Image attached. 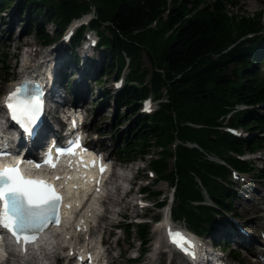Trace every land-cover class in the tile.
I'll return each instance as SVG.
<instances>
[{"label":"trees","instance_id":"1","mask_svg":"<svg viewBox=\"0 0 264 264\" xmlns=\"http://www.w3.org/2000/svg\"><path fill=\"white\" fill-rule=\"evenodd\" d=\"M12 1L0 0V11ZM18 3L19 11L26 13L24 25L34 28L43 44L55 40L43 27L44 22H52L60 36L73 18L88 12L90 4L95 6L96 18L90 20L89 27L98 35L97 48L110 53L96 82L101 83L104 76L117 78L129 67L124 86L113 99L117 108L130 109L135 129L131 140L127 138L118 152L120 156L132 151L144 154L149 151L151 140L159 146V156L151 158L150 167L173 188L174 219H184L198 235H208L215 228V217L231 212L233 206L236 192L230 168L264 176V169L257 170L251 161L240 158L246 152L264 148V73L259 68L264 62L261 37L264 27L260 12L256 16L229 12L228 0H18ZM86 28L80 27L70 40L72 51L68 62L72 65L78 64L79 56L74 49ZM142 51L153 66L149 85L145 81L146 70L141 68ZM6 59L1 52V67ZM162 88L166 100L160 93ZM149 94L160 100L158 108L143 113L141 100ZM239 104L244 108H237ZM225 125L258 134L238 136L223 129ZM174 140L178 142L172 146ZM205 153L223 163L207 158ZM169 157L173 159L171 168ZM238 171L235 172L243 174ZM144 190L149 188L143 187ZM149 192L160 206L164 203L159 190ZM206 198L213 205L204 203ZM231 214L239 219L235 212ZM123 225L129 239L133 224L123 222ZM225 227L227 224L222 223L219 233ZM135 230L143 246L149 238V223H136ZM213 241L219 245V241ZM227 247L222 245L224 250ZM229 254L234 261H243L233 248H229Z\"/></svg>","mask_w":264,"mask_h":264},{"label":"rangeland","instance_id":"2","mask_svg":"<svg viewBox=\"0 0 264 264\" xmlns=\"http://www.w3.org/2000/svg\"><path fill=\"white\" fill-rule=\"evenodd\" d=\"M88 1V0H84ZM230 3L227 4V10L229 12L256 16L257 12L261 13V24L264 27V0H228ZM18 0H13L11 4L0 11V53H4L7 56L5 61V66H0V100L3 93L7 90L8 86L12 85L18 75L20 74V61L23 57L27 56L34 45V52L36 55L33 56V61L31 66L35 65V58L37 60H44L42 56H47V53L50 56L49 61L57 63L58 61L66 60L67 56L64 49L65 45L61 42L62 38H65L70 31L67 27L64 31V36H58L55 30V26L52 22L46 21L43 23V27L55 38L53 42L47 46L42 43V41L36 36L34 28H29L26 24L24 25V16L26 13L24 11H19ZM91 16L96 18V8L94 5L90 4L88 15L80 17L78 20H75L73 23H82L85 22L88 17ZM14 22V23H13ZM72 23V24H73ZM154 24V23H153ZM74 31V30H73ZM77 32V31H76ZM75 32V33H76ZM74 33V34H75ZM89 39L92 38L94 32H88ZM21 38V43L17 45L16 38ZM261 37L264 40V33L261 32ZM89 47L90 49L86 51V58L82 49ZM67 54H71V50L66 46ZM53 49V50H52ZM26 51V52H25ZM74 53L79 56V66L88 77V90L86 94V102L84 106V119L85 125L84 130L87 133H90L89 137L96 138L95 143L102 144L101 146L105 149V153L109 154V157L114 159L113 173L110 175L111 184L108 185V192L113 194L112 200L101 205H97L99 213H104V218L100 219L97 217L98 223H100L99 229L96 227L92 228V235L90 240L97 241L100 237L103 239V251L105 252L104 261L109 264H129L127 260L128 257H133L138 254V252L145 251L150 253H142L138 264H186L179 256H175L169 252L164 253L165 249L163 245L164 237L161 236V231L158 232L156 229L158 225H152L149 223L150 234L146 244L142 246L139 242V237L135 230V224L138 219H143L147 221H156L161 220L164 217L166 212V205L172 204V191L173 188L168 184L164 179H159L156 172H153L150 167L151 158H157L159 156L160 148L158 145L154 144L153 140L150 141L149 151L142 154L140 152H134L130 154H124L120 156L118 150L120 147L124 146V141L128 138L131 140L134 124L132 119L129 117L130 109H125L123 107L117 108L114 102V96L116 94V88L113 83V76L101 77V83L96 82L100 78L101 65L104 62V59L110 56L108 51H104L102 48H94L91 45L86 47L81 46L74 49ZM63 56V57H61ZM80 56L83 58L80 59ZM52 57V59H51ZM48 58V57H47ZM128 63V58L126 59ZM140 63L141 68L146 70L145 81L150 82V76L152 72V64L148 60L146 54L142 51L140 52ZM66 66L73 70V73L70 74L66 72L67 81L70 86H66L67 81L63 78L62 85L65 87L64 91L67 102H70L72 99L73 92H79L81 85L77 83V78L80 80L78 71L73 67V65L65 62ZM69 64V65H68ZM82 64V65H81ZM84 65V66H83ZM59 67V65H57ZM76 66V65H75ZM53 68V66H52ZM260 70L264 73V62L260 64ZM81 70V71H82ZM129 67L125 69L124 73H128ZM51 73V65H50ZM53 76V75H52ZM66 83V84H65ZM78 85V87L76 86ZM76 86V87H75ZM64 90V89H63ZM73 91V92H72ZM165 88L160 90L163 99H165ZM160 95V96H161ZM156 107V106H155ZM239 132L242 134V137H255L258 132H248L247 129L240 127ZM175 140L172 143V146L175 145ZM94 143V144H95ZM97 143V144H98ZM99 145V144H98ZM242 159H248L251 161L255 169H264V148L255 151L253 154H246ZM169 168L173 165V159L168 158ZM114 174V175H113ZM121 174H124V178L120 177ZM230 179L234 183L235 197L233 199V206L231 212H227L224 215H217L214 219L213 225L215 229H212L210 234L205 235L201 234L204 238L203 243L206 245L207 252L213 250L210 245L214 244L213 239L219 241V247L214 249L219 254V248L222 245L229 246L227 249H223V257L229 261H233L231 255L229 254V248H233L235 253L239 252L243 261L235 264H262L261 262L256 261L255 253H261L260 247H264L262 233H264V224L257 225L256 218H260L264 215V176L258 177L255 173L251 172L244 176L236 175V177ZM132 182H131V181ZM115 186H118L115 188ZM143 187H148L149 190H144L143 195L146 197L147 206L146 208H140L134 204L138 201V190ZM120 189V190H119ZM258 190V194L253 190ZM107 192V189L105 187ZM159 190L160 199L164 200V203L160 206L159 200H156L154 195H151L149 191ZM149 193V194H148ZM134 196V197H133ZM105 200V198H104ZM114 201V202H113ZM135 202V203H134ZM106 205V206H105ZM244 206V209H243ZM125 209V210H124ZM107 210V211H106ZM235 212L239 220H235L233 223L231 220L232 214ZM227 215V217H226ZM229 216V217H228ZM125 223L133 224V230L131 231L130 238H126ZM220 222V223H219ZM222 223H226L228 227H225V233H219V229ZM236 224V227L234 226ZM175 226L187 227L191 229L187 222L184 219H179L175 221ZM242 227L244 233L237 229V227ZM223 227V226H222ZM101 228V229H100ZM239 232L240 235H252L259 239L258 243L253 240V242H248V240H243L240 236H232L231 230ZM192 230V229H191ZM194 231V230H193ZM199 234V233H198ZM225 234V235H224ZM78 239L85 238L83 236H78ZM240 238V239H239ZM162 239V250L159 253H156L155 257H152V248L154 246V241H159ZM143 248V251H142ZM55 252L47 250L52 254L48 255L42 259L37 264H68L69 262L64 259V254L66 251L62 252L61 246L54 249ZM264 254V252H263ZM57 257L58 260L54 263V258ZM24 260H18L15 257H10L8 259V264H33L34 260H29L27 263L23 262ZM255 261V262H254Z\"/></svg>","mask_w":264,"mask_h":264},{"label":"snow or ice","instance_id":"3","mask_svg":"<svg viewBox=\"0 0 264 264\" xmlns=\"http://www.w3.org/2000/svg\"><path fill=\"white\" fill-rule=\"evenodd\" d=\"M4 103L11 118L30 132L42 111L41 94L32 92L28 85H21L5 97ZM71 143L79 147V138ZM64 154L73 155L74 149L57 151V156ZM8 155L0 150V159H6ZM21 163L18 160L15 166L0 167V232H7L16 243L23 241L27 246L34 243L50 223H59L56 211L61 197L46 181L25 179L20 172ZM44 165L55 167L51 152L46 155L44 164L35 166L39 168ZM104 170L101 167V172ZM168 235L170 243L194 257L195 246L182 233L169 230Z\"/></svg>","mask_w":264,"mask_h":264},{"label":"bare ground","instance_id":"4","mask_svg":"<svg viewBox=\"0 0 264 264\" xmlns=\"http://www.w3.org/2000/svg\"><path fill=\"white\" fill-rule=\"evenodd\" d=\"M14 23V22H13ZM16 42H17V45L18 44H20L22 41H21V38H16ZM61 42L66 46L67 45V42H65V41H63V40H61ZM64 49H65V47H64ZM34 50H36V49H34V45H33V47L30 49V50H28L29 52L27 53V56H26V58H25V67L28 65V67H32L30 64H31V62L33 61V56L34 55H36L37 53H36V51L34 52ZM53 50V49H52ZM55 50H53L52 52H50V53H47V56H42V58H44V60L42 61V65H48L49 64V66L51 65V75H53V81L51 82V86H50V94H55V95H57L60 99H61V101H63V102H67V100H66V97H65V94H64V91H66V89H65V87L62 85V83H63V78H64V80L65 81H67V76H69V75H67L66 74V72H68V73H70V74H72L73 73V70L71 69V68H69V67H67L66 66V64H65V62H66V60H67V63H69L68 62V58H69V53L67 54V49H65V51H66V55L67 56H65V57H67L66 58V60L64 59V61H58L57 63H55L54 64V62H52V61H49V59H50V56H48L49 54H52L53 52H54ZM26 52V51H25ZM85 53V54H84ZM83 54H84V58H86V56H87V54H86V50H83ZM48 57V58H47ZM61 57H63V56H61ZM24 58V57H23ZM51 59H52V57H51ZM51 62V63H50ZM70 64V63H69ZM68 64V65H69ZM57 65H59V67L57 66ZM72 64H70L69 66H71ZM82 65V64H81ZM34 66V65H33ZM52 66H53V68H52ZM84 66V65H83ZM25 67H24V69H25ZM73 67L78 71V74H79V76H80V80H78V78H77V83H79L81 86L80 87H78V85H76L78 88H79V92H73V95H72V97H74L75 96V99H78V100H81L82 101V103L84 104L85 102H86V94H87V90H88V77H87V75H86V73L82 70V69H80V67H78V65H73ZM82 70V71H81ZM21 71V70H20ZM23 71V70H22ZM68 82V81H67ZM13 83H15V82H13ZM12 83V84H13ZM66 84V83H65ZM75 86V87H76ZM12 87V85H10V86H8V88H7V90L8 89H10ZM64 89V90H63ZM6 90V91H7ZM80 108L82 107V105H78ZM98 143V142H97ZM96 143V144H97ZM99 145H102V144H100V142L98 143ZM213 158V157H212ZM4 162H7V160L6 159H1V161H0V166L4 163ZM6 164V163H5ZM8 165H9V163H7ZM27 166H29L28 164H26ZM74 168H76V166L74 165ZM236 174L234 175V176H232V178L234 177H236V175H241V176H244V175H246V174H240V173H237V172H235ZM69 174H72L73 176H76L77 175V172H73V171H70L69 172ZM114 175V174H113ZM30 176V175H29ZM120 177H122V178H124L125 176H124V174H121L120 175ZM125 179V178H124ZM111 180V179H110ZM110 180H107V185H105V187H106V189H107V192H106V190H105V200H103V202H102V204L104 205V203L105 202H107L108 200H112V196H113V194L111 193V192H108V185L109 184H111L112 183V181L110 182ZM131 181V180H130ZM132 182V181H131ZM73 183H75V187L74 188H72V189H70V191H72V192H74L75 191V197H77V198H81V196H82V193L86 190V189H88L89 188V184L86 186V184L85 183H83V182H80V180H77V181H74V182H72V184ZM80 184V186L81 187H83V189L81 190V187L80 186H78ZM86 187V188H85ZM118 186H115V188H117ZM85 188V189H84ZM119 188V187H118ZM120 190V189H119ZM254 192H256L257 194H258V190H256V189H254L253 190ZM74 197V198H75ZM99 197V196H98ZM96 198L97 200H99L100 199V197L99 198ZM134 197V196H133ZM114 202V201H113ZM108 203V202H107ZM135 203V202H134ZM106 204V203H105ZM109 204V203H108ZM106 206V205H105ZM135 206H137V203L136 204H134L133 205V207L132 208H135ZM243 209H244V206H243ZM125 210V209H124ZM107 211V210H106ZM104 214H105V210H104V213H102V214H100L98 217L100 218V219H103L104 218ZM90 212H88L87 213V216H86V220H88L89 219V217H90ZM222 215H224V214H222ZM226 217H227V215H226ZM229 217V216H228ZM165 219H167V215H166V217H165ZM231 219H233V220H231L232 221V223L235 221V220H239V219H234L233 217L231 218ZM86 220H82L81 222H78V224H76L75 226H73V230H75L76 231V226L78 225L80 228L81 227H85V226H87V222H86ZM256 224L257 225H261V224H264V215L263 216H261L260 218L258 217V218H256ZM63 222H64V220H63ZM89 223V222H88ZM234 224V223H233ZM99 226H100V223H98V221H97V223H96V228H97V230L99 229ZM235 227H236V225H234ZM101 229V228H100ZM188 229V228H187ZM226 229V228H225ZM224 229V230H225ZM231 231V234H233L232 236H240V238H242L243 240H248V242H253V240L254 241H256L257 243L259 242L258 240L259 239H257L256 237H254V236H252V235H249V236H246V235H240L239 234V232H237V231H234V230H232V228H229ZM238 229V228H237ZM92 230V228H90V231ZM224 230H223V232H221V233H225L224 232ZM239 230V229H238ZM71 233L70 232H66V233H62V235L59 237V241H64L65 239H66V236H68V235H70ZM225 235V234H224ZM89 236H90V234L88 235V238H89ZM239 238V239H240ZM204 240V238L202 237V236H200V235H198L197 234V240L198 241H200L201 242V244H202V246H203V249H204V253L206 254V255H208L210 252H212L213 250H210V251H208L207 252V250L205 249L206 248V245H204V243H203V240ZM58 241V242H59ZM57 242V244H59ZM264 246V245H263ZM69 247H71V244H70V246ZM205 247V248H204ZM210 247L212 248V249H214V244H211L210 245ZM65 249H67V248H64L63 250H65ZM258 257V261L259 262H262L261 261V257H259V256H257ZM264 259V258H263ZM195 260L196 259H192V262H194L195 263ZM202 263V262H201ZM204 263V262H203ZM4 264H8V260H6V261H4Z\"/></svg>","mask_w":264,"mask_h":264},{"label":"built area","instance_id":"5","mask_svg":"<svg viewBox=\"0 0 264 264\" xmlns=\"http://www.w3.org/2000/svg\"><path fill=\"white\" fill-rule=\"evenodd\" d=\"M186 145H187V146H195V144H194V143H186ZM206 157H208V158L212 159V156H211V155H209V154H206Z\"/></svg>","mask_w":264,"mask_h":264}]
</instances>
